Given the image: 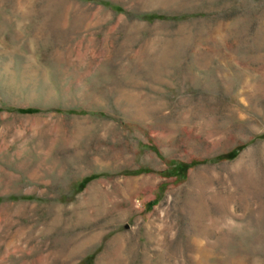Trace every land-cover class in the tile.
<instances>
[{"label":"rangeland","instance_id":"obj_1","mask_svg":"<svg viewBox=\"0 0 264 264\" xmlns=\"http://www.w3.org/2000/svg\"><path fill=\"white\" fill-rule=\"evenodd\" d=\"M0 264H264V0H0Z\"/></svg>","mask_w":264,"mask_h":264}]
</instances>
